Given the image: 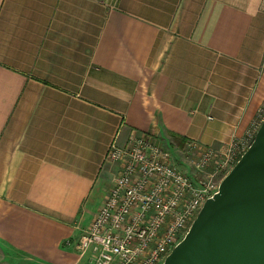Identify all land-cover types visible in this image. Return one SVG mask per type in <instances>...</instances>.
<instances>
[{
    "label": "crops",
    "instance_id": "crops-1",
    "mask_svg": "<svg viewBox=\"0 0 264 264\" xmlns=\"http://www.w3.org/2000/svg\"><path fill=\"white\" fill-rule=\"evenodd\" d=\"M263 101L264 0H0V245L78 264L111 144H226Z\"/></svg>",
    "mask_w": 264,
    "mask_h": 264
},
{
    "label": "built area",
    "instance_id": "built-area-1",
    "mask_svg": "<svg viewBox=\"0 0 264 264\" xmlns=\"http://www.w3.org/2000/svg\"><path fill=\"white\" fill-rule=\"evenodd\" d=\"M263 117L258 113L245 136L224 148L188 141L184 157L192 174L177 167L169 147L150 132L133 130L124 145L111 144L106 160L120 167L101 206L73 242L78 264H162Z\"/></svg>",
    "mask_w": 264,
    "mask_h": 264
},
{
    "label": "water",
    "instance_id": "water-1",
    "mask_svg": "<svg viewBox=\"0 0 264 264\" xmlns=\"http://www.w3.org/2000/svg\"><path fill=\"white\" fill-rule=\"evenodd\" d=\"M162 264H264V117Z\"/></svg>",
    "mask_w": 264,
    "mask_h": 264
},
{
    "label": "rangeland",
    "instance_id": "rangeland-1",
    "mask_svg": "<svg viewBox=\"0 0 264 264\" xmlns=\"http://www.w3.org/2000/svg\"><path fill=\"white\" fill-rule=\"evenodd\" d=\"M264 112V101L262 102V104L259 106V108L257 109V111L255 112V116L253 118V120L251 121V123L253 121H256V117L258 113H262ZM251 126V125H250ZM250 126L246 129V131L250 128ZM245 131V134H246ZM153 134V133H152ZM244 134V136H245ZM155 135V134H153ZM156 136V135H155ZM243 136V137H244ZM161 141L164 147L167 146L169 147V149L171 150V152L173 153V157H174V164L179 167L181 170L187 172V173H191L192 174V170L188 167V165L186 164V160H185V153L184 151H186V144L188 141H182V142H165V140L159 136H157ZM242 137V138H243ZM241 139V138H240ZM233 140H237V139H233ZM232 140V141H233ZM231 142V141H230ZM229 142V143H230ZM229 143L223 144L222 145H213L211 144L210 146H214L216 148H224L226 145H228ZM204 145V144H203ZM228 167H225L224 170H222L221 172L226 174V171L228 172ZM232 167V166H231ZM226 170V171H225ZM211 171L210 169H208L207 172ZM224 177V176H223ZM222 177V178H223ZM78 255V254H77ZM31 261H28L27 259H25L24 256L20 255L19 253L15 252L12 249H9L8 247L2 246L0 245V264H32L30 263ZM36 264V263H34Z\"/></svg>",
    "mask_w": 264,
    "mask_h": 264
},
{
    "label": "trees",
    "instance_id": "trees-1",
    "mask_svg": "<svg viewBox=\"0 0 264 264\" xmlns=\"http://www.w3.org/2000/svg\"><path fill=\"white\" fill-rule=\"evenodd\" d=\"M183 141V139L182 140H180V142H182Z\"/></svg>",
    "mask_w": 264,
    "mask_h": 264
}]
</instances>
